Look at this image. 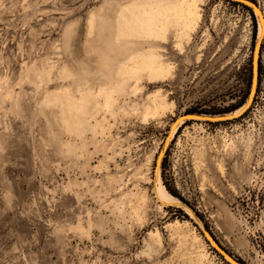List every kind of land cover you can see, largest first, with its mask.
<instances>
[{
	"label": "rangeland",
	"instance_id": "1",
	"mask_svg": "<svg viewBox=\"0 0 264 264\" xmlns=\"http://www.w3.org/2000/svg\"><path fill=\"white\" fill-rule=\"evenodd\" d=\"M237 4L0 0V264H229L200 225L264 264V32ZM256 39L252 103L211 120Z\"/></svg>",
	"mask_w": 264,
	"mask_h": 264
},
{
	"label": "water",
	"instance_id": "2",
	"mask_svg": "<svg viewBox=\"0 0 264 264\" xmlns=\"http://www.w3.org/2000/svg\"><path fill=\"white\" fill-rule=\"evenodd\" d=\"M230 1H232V2H234V3H238V4H240V5H242V6H244V7H246V8H248V9H250L252 12H253V14H254V16H255V18H256V20H257V22L259 21L260 22V24L262 25V28L264 29V17H263V15H262V12L259 10V8H258V6L255 4V3H253V2H251V1H249V0H230ZM256 46H257V39H256V41H255V46H254V50H255V48H256ZM252 65H253V63H252ZM257 65V63H255V66ZM258 66V65H257ZM254 76H255V67L254 66H252V78H251V84H250V89H249V93H248V96H247V99H246V101H245V103L243 104V106L245 105V104H247V102L249 101V99H250V96H251V94H252V91H253V81H254ZM242 106V107H243ZM225 115V114H224ZM219 116H222L223 117V115H219ZM198 117V115H195V114H186V115H183V116H181V117H178V118H176L174 121H173V123H172V126L173 125H176V124H178V123H180V125H179V127H181L182 125H184L186 122H189V121H197V120H193V119H189V118H197ZM227 121V120H226ZM167 139V138H166ZM165 143H166V140H165V142H164V146H165ZM164 146H163V148H164ZM179 208H182V209H186L187 211H190V213H192V215H194L193 214V212L191 211V210H189V208L186 206V205H184V204H182L181 202H180V207ZM195 216V215H194ZM196 218V217H195ZM196 220L201 224V222L196 218ZM201 228H202V235L206 238V240L208 241V243L210 244V245H212V247L224 258V259H227V260H229V264H241V263H239L238 261H235L232 257H230L216 242H215V240L212 238V236L207 232V230L201 225Z\"/></svg>",
	"mask_w": 264,
	"mask_h": 264
},
{
	"label": "bare ground",
	"instance_id": "3",
	"mask_svg": "<svg viewBox=\"0 0 264 264\" xmlns=\"http://www.w3.org/2000/svg\"><path fill=\"white\" fill-rule=\"evenodd\" d=\"M260 10V9H259ZM261 11V10H260ZM180 12L182 13V10H180ZM195 16V13L193 12V10H189L188 12H187V16L189 17V16ZM180 17L182 16V15H179ZM258 23L260 24V22L258 21ZM261 25V24H260ZM261 27H262V25H261ZM261 27H260V31L261 30H263V32H264V29L262 28L261 29ZM259 50H260V44H259V42H257V46H256V48H255V50H253V65L252 66H254L255 67V76H254V81H253V91H252V94H251V96H250V99H249V101H248V103L244 106V107H242L240 110H239V112L241 111V113H243V112H245L246 110H247V108H248V104L253 100V98H254V95H255V92H256V87H257V79H258V55H259ZM129 58V57H128ZM255 63H257V65L255 66ZM142 65V67L143 68H145V69H147L148 68V66L150 65H153V64H147V63H142L141 64ZM125 79V78H124ZM252 103V102H251ZM238 113V112H237ZM236 113V114H237ZM236 114H229V115H225V116H215L216 118H212L211 120H215V121H225V120H229L230 118H232L231 116H235ZM199 117V116H198ZM197 117V118H198ZM189 119H193V120H197L196 118L194 119V118H189ZM181 123V122H180ZM180 123H178V124H176L175 125V127H179V125H180ZM174 126V125H173ZM172 125H171V128L173 127ZM170 128V129H171ZM157 174H158V171H157ZM157 182L159 183V179H158V175H157ZM160 184V183H159ZM159 195H160V198H162V199H165V200H167V199H171L172 198V196L163 188V187H161V189L159 190ZM190 213V212H189ZM201 226V225H200ZM212 246V245H211ZM228 263H229V260H227V259H225Z\"/></svg>",
	"mask_w": 264,
	"mask_h": 264
},
{
	"label": "trees",
	"instance_id": "4",
	"mask_svg": "<svg viewBox=\"0 0 264 264\" xmlns=\"http://www.w3.org/2000/svg\"><path fill=\"white\" fill-rule=\"evenodd\" d=\"M237 5H239V4H237ZM242 6V5H241ZM243 8H245L249 13H250V15H251V17H252V19L254 20V22H255V16H254V14H253V12L250 10V9H248V8H246V7H244V6H242ZM251 78H252V69L250 70V74H249V82H248V85H247V88H248V91L244 94V96L240 99V101L235 105V107H232L231 109H229V110H226V111H223V112H221V113H214V114H212V115H216V114H228V113H232V112H234V111H236L237 109H239L240 107H242L243 106V104L245 103V101H246V99H247V96H248V93H249V89H250V84H251ZM186 124H188V123H185L184 125H186ZM165 187V186H164ZM166 189V188H165ZM168 190V189H167ZM168 192V191H167ZM170 193H171V191H169ZM168 192V193H169ZM169 193V194H170ZM172 195H174L173 193H171ZM170 194V195H171ZM171 195V196H172ZM172 197H174V196H172ZM175 198V197H174ZM179 213H181L182 211H178Z\"/></svg>",
	"mask_w": 264,
	"mask_h": 264
}]
</instances>
